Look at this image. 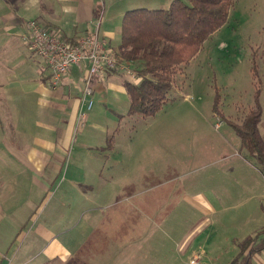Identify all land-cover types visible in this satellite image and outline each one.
<instances>
[{
  "label": "rangeland",
  "instance_id": "obj_1",
  "mask_svg": "<svg viewBox=\"0 0 264 264\" xmlns=\"http://www.w3.org/2000/svg\"><path fill=\"white\" fill-rule=\"evenodd\" d=\"M20 55L35 67L44 64L38 55ZM119 76L95 81L92 107L83 109L88 118L75 131L89 130L81 136L90 145L84 151L90 149L99 160V169L83 170L84 200L64 194L60 172L41 170L36 173L54 185L49 191L37 187L35 197L24 203L23 181L32 172L20 171V223L37 206L36 214L41 208L42 213L33 229L34 220L12 228L10 236L1 230L0 249L14 240L18 251L13 264L27 259L23 264H37L45 255L39 249L45 242L35 235L38 224L48 221L60 231L63 226L55 218L62 223L65 214L73 213L71 232L79 231L78 239L84 229L95 228L87 241L99 237L102 243L130 247L131 252L123 251L124 259L116 256L117 264H190V258H198L197 264H226L237 253L238 242L264 226L259 208L260 202L264 205V172L240 148L228 122L243 119L256 90L264 107V0H233L226 22L177 69L168 99L154 114H127L129 95ZM261 117L264 137V111ZM78 146L73 144L70 155L91 165ZM4 157L6 165L9 156ZM4 169L2 181L12 185L17 171ZM6 201L11 207V198ZM56 208H63V214ZM59 239L63 244V235ZM185 244L189 250L183 256Z\"/></svg>",
  "mask_w": 264,
  "mask_h": 264
},
{
  "label": "crops",
  "instance_id": "obj_2",
  "mask_svg": "<svg viewBox=\"0 0 264 264\" xmlns=\"http://www.w3.org/2000/svg\"><path fill=\"white\" fill-rule=\"evenodd\" d=\"M171 1L0 0V232L1 230L5 232L6 229L7 235L10 236L12 228L17 229V226L19 229L24 228L29 221L34 220L29 228L33 229L37 225V216L40 215V212L42 213L41 208L36 214L37 206L29 211L27 217L20 223L22 218L18 219L17 217L21 213L22 206L18 194L20 171L32 172L27 181H23L22 186L26 187L27 199L24 203L35 197L37 187L41 191L46 187L49 191L54 185L53 182L48 183L49 180L42 177L43 175L36 173L41 170L60 172L64 194L67 192L77 194L78 202H82L85 195V190L80 182L83 170L99 169L98 157L94 156L89 151L90 149L84 151V148H90V145L81 140L82 134L89 130L85 129L83 132L75 133L80 114L85 115V122L88 118L85 101L81 99L85 66H72L70 71L62 77L58 86L49 85V70L45 66V62L43 65L38 64L35 67L27 62L29 58L24 59L20 55L23 53V56L27 57L26 54H28L30 57L31 54L20 40V34L26 31V22L35 20L48 29L57 30L63 38L69 40H74L82 35L97 34L108 46L116 48L120 41L121 20L126 10L166 8ZM113 41L117 43L111 45ZM21 47L27 52L21 51ZM20 67L22 69H19ZM15 69H17L16 72ZM112 73L113 75H111ZM114 75L121 76L120 86L126 92L123 80L127 78L123 76V72L119 70L109 72L106 77ZM84 108L86 111L83 110ZM110 111L116 114L113 109ZM263 111L264 107L262 106V113ZM262 122L261 117L258 128ZM259 132L261 134L260 129ZM261 136L263 137L262 134ZM74 143L80 146V149L76 148V150H80V154L86 152L91 165L83 163L81 158L73 156L74 154L70 155V148ZM4 156H9L6 165ZM21 160H23L22 165L20 164ZM5 166L15 168L17 171L13 182H11L12 185L9 186L2 181ZM54 182L58 184L59 177H56ZM51 195L52 193L49 196ZM8 198H11V207H6L7 201L4 203V199ZM81 206L79 205L80 209ZM72 208L71 206L70 209ZM259 208L264 211V205L261 202ZM56 210L63 214V208L60 210L56 208ZM76 213L78 211L74 212V214ZM74 217L73 213L70 215L67 213L64 215L62 223L55 218L57 226H63L61 227L63 232L58 229L52 230L48 221L42 225L38 224L35 235L37 239L45 242L44 246L39 247L45 255L37 264H117V255L124 259L126 253L132 251L125 245L102 243L99 237L87 241L95 235V228L84 229L81 233L83 238L78 239L76 234L79 231L71 232L73 228L70 226L72 222L70 218ZM92 218L93 216H91ZM263 229L264 226H260L254 234L246 235L241 240L247 236H253ZM60 235H63V244L59 239ZM260 237H264V233ZM186 250H189V244H185L180 249L183 256H185ZM17 251L18 248L14 240L10 241L8 245H5L4 250L0 249V264H13ZM130 256L131 254L128 255L129 258ZM29 261L30 259L19 261V264ZM124 261L126 262V260ZM144 264H151V262ZM250 264H264V247L251 254Z\"/></svg>",
  "mask_w": 264,
  "mask_h": 264
},
{
  "label": "trees",
  "instance_id": "obj_3",
  "mask_svg": "<svg viewBox=\"0 0 264 264\" xmlns=\"http://www.w3.org/2000/svg\"><path fill=\"white\" fill-rule=\"evenodd\" d=\"M233 0H172L166 8H133L123 14L120 41L114 49L130 60L140 77L128 78L123 86L129 95L127 114L152 115L168 99L178 68L189 62L203 42L228 17ZM254 95V105L240 122L228 120L240 140V148L264 172V139L258 124L262 108ZM216 107V106H215ZM264 229L238 244V253L227 264H250L251 254L264 247Z\"/></svg>",
  "mask_w": 264,
  "mask_h": 264
},
{
  "label": "built area",
  "instance_id": "obj_4",
  "mask_svg": "<svg viewBox=\"0 0 264 264\" xmlns=\"http://www.w3.org/2000/svg\"><path fill=\"white\" fill-rule=\"evenodd\" d=\"M24 46L35 55L41 57L49 70V85L56 87L62 77L72 66H85L81 99L87 109L92 107V84L97 79L105 78L109 72L121 71L129 80H140L132 68L130 60H123L116 55L114 48L108 46L97 34L82 35L74 40L63 38L57 30H51L35 20L26 22V31L20 34ZM85 122V115L80 114L77 123ZM198 258H191V264H197Z\"/></svg>",
  "mask_w": 264,
  "mask_h": 264
}]
</instances>
